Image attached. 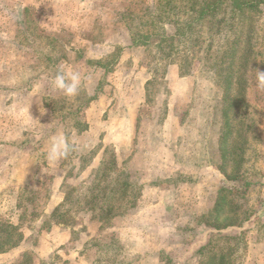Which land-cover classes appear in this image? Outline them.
<instances>
[{
	"label": "rangeland",
	"instance_id": "rangeland-1",
	"mask_svg": "<svg viewBox=\"0 0 264 264\" xmlns=\"http://www.w3.org/2000/svg\"><path fill=\"white\" fill-rule=\"evenodd\" d=\"M233 1L0 0V264H264V0Z\"/></svg>",
	"mask_w": 264,
	"mask_h": 264
},
{
	"label": "clouds",
	"instance_id": "clouds-1",
	"mask_svg": "<svg viewBox=\"0 0 264 264\" xmlns=\"http://www.w3.org/2000/svg\"><path fill=\"white\" fill-rule=\"evenodd\" d=\"M255 72V88L257 91H264V72L252 69ZM81 74L78 71L57 72L53 80L55 89L63 93L68 98L75 97L79 94L81 87ZM75 144L70 142L69 137L59 131L50 137L47 145V160L51 164L66 159L74 151Z\"/></svg>",
	"mask_w": 264,
	"mask_h": 264
},
{
	"label": "trees",
	"instance_id": "trees-1",
	"mask_svg": "<svg viewBox=\"0 0 264 264\" xmlns=\"http://www.w3.org/2000/svg\"><path fill=\"white\" fill-rule=\"evenodd\" d=\"M241 2L245 5V6H243L245 8H249V7L252 6L251 3H249V1H247V0H241ZM241 2L239 0H234L233 1V7L235 8V10H239V11H241L243 13L244 11L241 8V6H242ZM204 3H205V5L202 6L201 9H200V13L198 15L199 18L202 17L203 15H205L208 12L215 11L217 6H219V4L221 2L212 1L211 3H209V2L206 1ZM194 4H199V3H194ZM200 4H203V1ZM191 9L193 11L194 7H192ZM165 37H168V36L163 34V35H161V38L159 37V39L157 40L159 46H162L161 43L162 42H166L168 40ZM130 39H131L132 45H144L145 43L150 41L152 38H151V36L149 37L147 35H142V37H141V35L139 36V35H136V34L135 35L132 34ZM233 68L234 67H229L228 68V77L226 78V88H227L226 93H228V90L231 91L232 87L234 85V83L232 81V78H233V75L235 73V70ZM240 81H241V79H238V80H236V83H239ZM238 102H240V101H238ZM224 125H226L227 129L229 128L228 131L230 132L231 129H230V124H229V120L228 119L225 121ZM111 210H109V211L111 212ZM112 213H113V211H112ZM217 264H224V258L223 257H219Z\"/></svg>",
	"mask_w": 264,
	"mask_h": 264
},
{
	"label": "crops",
	"instance_id": "crops-1",
	"mask_svg": "<svg viewBox=\"0 0 264 264\" xmlns=\"http://www.w3.org/2000/svg\"><path fill=\"white\" fill-rule=\"evenodd\" d=\"M132 44V43H131Z\"/></svg>",
	"mask_w": 264,
	"mask_h": 264
}]
</instances>
